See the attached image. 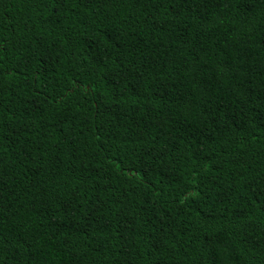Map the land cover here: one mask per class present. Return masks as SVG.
<instances>
[{
    "label": "trees",
    "instance_id": "obj_1",
    "mask_svg": "<svg viewBox=\"0 0 264 264\" xmlns=\"http://www.w3.org/2000/svg\"><path fill=\"white\" fill-rule=\"evenodd\" d=\"M0 264H264V0H0Z\"/></svg>",
    "mask_w": 264,
    "mask_h": 264
}]
</instances>
